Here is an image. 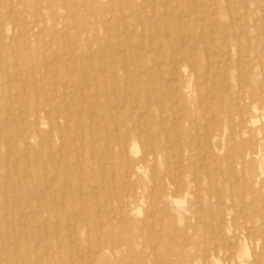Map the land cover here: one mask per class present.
Masks as SVG:
<instances>
[{
  "label": "rangeland",
  "instance_id": "rangeland-1",
  "mask_svg": "<svg viewBox=\"0 0 264 264\" xmlns=\"http://www.w3.org/2000/svg\"><path fill=\"white\" fill-rule=\"evenodd\" d=\"M263 82L264 0H0V206L10 213L0 253L20 264H264ZM147 116L159 128L141 127ZM93 121V137L60 157L88 160L90 175L83 206L66 208L78 230L67 237L65 213L38 186L42 145ZM127 131L130 160L119 152ZM250 140L257 155L239 158ZM151 145L160 155L129 176ZM34 226L46 235H23Z\"/></svg>",
  "mask_w": 264,
  "mask_h": 264
},
{
  "label": "bare ground",
  "instance_id": "bare-ground-1",
  "mask_svg": "<svg viewBox=\"0 0 264 264\" xmlns=\"http://www.w3.org/2000/svg\"><path fill=\"white\" fill-rule=\"evenodd\" d=\"M247 2V1H246ZM194 3V2H193ZM195 4V3H194ZM80 6V5H79ZM170 10V9H169ZM213 14V13H212ZM184 15V14H183ZM211 15V14H210ZM214 15V14H213ZM194 16V15H193ZM176 17V16H175ZM204 19V18H203ZM108 21V20H107ZM187 22H188V20H187ZM186 22V23H187ZM255 22V21H254ZM230 23V22H229ZM181 24V23H180ZM255 24V23H254ZM74 28V27H73ZM212 28V27H211ZM182 29H184V28H182ZM133 30V29H132ZM166 32V31H165ZM208 32H210V31H208ZM247 33V32H246ZM150 34V33H149ZM166 35V34H165ZM181 35H183V34H181ZM259 35V34H258ZM130 36V35H129ZM136 36V35H135ZM184 36V35H183ZM183 36H182V38H183ZM43 37V36H42ZM127 37V36H126ZM150 38H151V36H150ZM249 39V38H248ZM152 42V41H151ZM150 42V43H151ZM180 42V41H179ZM182 42H183V40H182ZM181 43V42H180ZM183 44V43H182ZM217 44V43H216ZM181 45V44H180ZM256 45V44H255ZM44 46V45H43ZM263 46V45H262ZM137 47V46H136ZM238 48V47H237ZM141 49V48H140ZM149 49H150V47H149ZM16 50V49H15ZM55 50V49H54ZM157 53V52H156ZM57 54V53H56ZM126 55V54H125ZM257 55V54H256ZM13 57V56H12ZM54 58V57H53ZM16 59V58H15ZM181 59V58H180ZM207 59V58H206ZM229 60V59H228ZM16 61V60H15ZM109 61V60H108ZM159 63V62H158ZM172 63H174L173 62V60H172ZM46 65V64H45ZM105 66V65H104ZM175 66V65H174ZM262 66V65H261ZM68 68V67H67ZM148 68V67H147ZM147 68H145V71H146V69ZM127 69V68H126ZM66 71H68L67 69H66ZM141 71V70H140ZM115 74V73H114ZM43 75H44V73H43ZM69 75V74H68ZM41 76V75H40ZM162 76V75H161ZM83 77V76H82ZM94 77V76H93ZM40 78V77H39ZM125 78V77H124ZM131 78V77H130ZM129 78V79H130ZM43 79V78H42ZM159 79H160V77H159ZM169 79V78H168ZM207 79V78H206ZM126 80V79H125ZM36 81V80H35ZM87 81V80H86ZM88 82V81H87ZM36 83V82H35ZM264 83V82H263ZM64 84V83H63ZM88 85V84H87ZM69 86H71V85H69ZM261 86V85H260ZM148 87V86H147ZM160 87V86H159ZM190 88V87H189ZM54 89V88H53ZM34 92V91H33ZM37 92V91H36ZM81 92V91H80ZM38 94V93H37ZM138 94V93H137ZM260 94V93H259ZM32 95V94H31ZM74 95V94H73ZM147 96V95H146ZM70 97V96H69ZM124 97V96H123ZM75 98V97H74ZM129 98V97H128ZM53 99V98H52ZM163 99V98H162ZM211 99H213V98H211ZM147 100V99H146ZM49 102V101H48ZM156 102V101H155ZM154 102V103H155ZM44 103H45V101H44ZM147 104H148V102H147ZM69 107V106H68ZM112 107H113V105H112ZM115 107V106H114ZM121 107V106H120ZM144 107H146V106H144ZM82 108V107H81ZM254 109H255V107H253ZM86 109V108H85ZM92 109V108H91ZM108 109H110V108H108ZM150 109V108H149ZM50 110V109H49ZM77 110V109H76ZM172 110V109H171ZM257 110V109H256ZM93 111V110H92ZM121 111V110H120ZM91 112V111H90ZM257 113V112H256ZM94 114V113H93ZM92 114V115H93ZM102 114H103V112H102ZM111 114V113H110ZM109 114V116L110 117H114L112 114L110 115ZM204 114V113H203ZM212 116H213V114H211ZM138 116H141V115H138ZM143 116V115H142ZM141 116V117H142ZM91 117V116H90ZM174 117V116H173ZM182 117V116H181ZM213 117H215V116H213ZM262 117V116H261ZM77 118V117H76ZM102 118V116H100V119ZM212 118V117H211ZM263 118H264V116H263ZM111 119V118H110ZM195 119V118H194ZM252 119V118H251ZM68 120V119H67ZM69 120H70V118H69ZM78 120V119H77ZM259 120V119H258ZM80 122H82V121H80ZM98 122V121H97ZM97 122H91V123H87L86 125H83V126H85V129L83 128V129H80V128H78V123H77V127L75 128V129H77L78 131H77V133L76 134H73V135H69L68 137L66 136H64L63 135V137L62 138H60V139H58V142L56 143V148H53V144H52V142H53V138H51V137H46L45 138V140H44V144L42 145V151H43V155L44 156H46V159H44V163H43V165H42V173H41V180H40V182H39V184H38V186L40 185V187H41V193L43 194V196H44V198H45V200L47 201V203L48 202H50L51 204H53V205H57V206H61V209H62V211L65 213V215L66 216H64V220H63V225L64 226H66L67 224H66V221H67V223L70 225H68L69 227H68V229L70 230V232H68L67 234H66V236L67 237H69L71 234H74L75 232H77L78 230L76 229L77 228V220H68V219H70V218H72L71 217V212L69 211H67L66 210V208H69V209H72V214H73V212H75V208L76 207H78L79 205V203H80V206H83L82 205V202L80 201V198H81V195L83 194V192H84V190L87 188V189H89V186H90V181H86L85 179L86 178H89L90 177V175L88 174L87 175V172H86V170H87V168H88V160L87 161H85V159H83V158H80V157H78V155H77V157H75L74 158V160L73 161H69L68 163H63L62 162V159L60 158L62 155H63V158L64 159H71L69 156H70V152H67V151H64V146L67 144V143H70L71 145H76V143L81 139L82 140V138H83V136L85 135V132L87 133V135H88V133L91 135V138L93 137V134H94V130L93 129H91V128H94V127H96V126H98L99 125V123H97ZM253 122V121H252ZM256 123V122H255ZM59 124V123H58ZM116 124V123H115ZM122 126V125H121ZM140 126L142 127V126H145V127H151V128H153V126H156V127H158L159 128V126H158V124L157 123H155L154 121H152L151 119H150V117H144V119H143V122H141L140 123ZM86 127H88V128H86ZM90 128V129H89ZM176 128H178V127H176ZM88 129V130H87ZM116 129V128H115ZM118 129V128H117ZM117 129H116V131H117ZM120 129V128H119ZM127 130H128V128H126ZM150 129V128H149ZM64 130V129H63ZM82 130V131H81ZM97 130H98V128H97ZM96 131V130H95ZM21 132H24V130L23 131H21ZM154 133H158L157 132V130H156V132L155 131H153ZM198 132V131H197ZM188 133L190 134V130H188ZM117 134V133H116ZM90 135L88 136V139H90ZM139 135L140 136H146V138L149 136V137H151V142L152 141H154V139H153V137H154V135H153V133L152 132H148V134H147V132L145 133L143 130L139 133ZM12 136V135H11ZM209 136V135H208ZM6 137V136H5ZM4 137V138H5ZM28 138V137H27ZM59 138V137H58ZM6 139V138H5ZM11 139H12V137H11ZM17 139V138H16ZM2 140H4L3 139V137H0V142L2 141ZM120 140V142H121V147H120V150H119V152H120V154L121 155H125V156H127V159H129L130 160V156H132L133 154H136V152L138 151L137 149H136V141L133 139H131V136H129V134H128V131L125 133V137H123L122 139H119ZM9 141V140H8ZM12 141H13V139H12ZM146 141V140H145ZM24 142V144L25 145H27L28 144V142L27 141H23ZM15 143V142H14ZM83 146H87V145H90V141L88 142L87 140H84L83 142ZM89 143V144H88ZM106 143V142H105ZM109 143V142H108ZM107 143V144H108ZM187 143V142H186ZM92 144V143H91ZM153 144V143H152ZM24 145V146H25ZM7 146H9L11 149H10V151H17L16 150V148H14L13 149V146H11V145H9L8 144V142H7ZM15 147V146H14ZM182 147V146H181ZM200 147V146H199ZM209 147H210V145H209ZM74 148V147H73ZM72 148V149H73ZM83 148V147H82ZM182 148H184V147H182ZM7 149V148H6ZM5 149V150H6ZM186 149V150H185ZM185 149H183V150H180V151H178V154L175 152V154H177V156L179 157V158H181V159H185V156L187 155H185V151H187V147H185ZM208 149V148H207ZM59 150H61V153L58 155L57 154V151H59ZM90 151L92 150V149H89ZM102 150V149H101ZM100 150V151H101ZM106 150V149H105ZM71 152H73V150H71ZM77 152V151H76ZM92 152V151H91ZM116 152V151H115ZM7 154H8V150H7V152H6ZM19 154V156H22V153L19 151L18 152ZM27 154H28V152H27ZM43 155H40L41 157L43 156ZM160 155V152H159V149H157L154 145H151L150 147H148L147 149H144V148H140V155L139 156H137V157H135V163L132 161L131 162V169H130V171H128V175L129 176H133V175H135L136 176V174H137V171L141 168V172L145 169L144 167H145V163H146V161L148 160V159H153L154 157H158ZM204 155L206 156V154L204 153ZM238 157L239 158H242V157H244V156H247V155H249V156H252V155H257L256 153H255V150H254V144H253V142H252V140H250V142H248L247 144H246V146H244L243 148H241L239 151H238ZM25 156V155H24ZM28 156V155H27ZM204 156V157H205ZM8 157V156H7ZM6 157V158H7ZM14 157V156H13ZM28 158V157H27ZM93 158V157H92ZM207 158V157H206ZM15 160H16V158H14ZM42 160V159H41ZM105 160H108V159H105ZM18 161H20V159L18 160ZM28 161V160H27ZM177 161V160H176ZM195 161V160H194ZM201 161V160H200ZM231 161V160H230ZM17 162V161H16ZM233 162V161H232ZM104 163V162H103ZM121 163V162H120ZM18 164H20V163H18ZM42 164V163H41ZM102 165V164H101ZM153 165H154V163H153ZM99 166V165H98ZM121 166V165H120ZM108 167V166H107ZM150 167V166H149ZM18 168V167H17ZM260 169V168H259ZM261 171V170H260ZM7 172V171H6ZM114 172V171H113ZM127 172V171H126ZM14 173V172H13ZM16 173V172H15ZM31 173V172H30ZM70 173H72V176L70 177V179H63L64 177H66V178H68L69 177V174ZM7 175V174H6ZM16 175V174H15ZM243 175V174H242ZM5 176V175H4ZM103 176V175H102ZM167 177V179H164V181H166L167 180V182L168 183H173L174 184V182L173 181H171V180H169V176H168V174L167 173H165V175H164V177ZM90 179V178H89ZM19 180V179H18ZM236 180V179H235ZM58 182V186L57 187H55L54 188V182ZM60 181V182H59ZM18 182H20V181H18ZM32 182V181H31ZM5 183V182H4ZM179 183V182H178ZM19 185H20V183H19ZM161 187H163V186H160V183H158L157 181H154L153 182V185H152V188H153V192L155 193L156 191H160L158 194H157V201H161L162 202V204L163 205H166V203L168 202V197H170L168 194H166V192H163V191H161L160 190V188ZM145 188V187H144ZM144 188H142L141 189V192H140V198L142 199V198H144V197H147V195H149V194H147V192H145V190H144ZM24 189V188H23ZM109 189V188H108ZM21 190V189H20ZM152 190V189H151ZM231 190V189H230ZM88 193V192H87ZM186 193V192H185ZM188 193V192H187ZM55 194V195H54ZM28 195H29V193H28ZM127 195V194H126ZM131 195H132V193H131ZM155 195V194H154ZM155 197H156V195H155ZM263 197V196H262ZM36 199V198H35ZM175 199V198H174ZM178 199V198H177ZM185 199V198H184ZM183 199V200H184ZM37 200V199H36ZM178 200H180V199H178ZM26 201V200H25ZM174 201V200H173ZM182 201V200H181ZM13 202V201H12ZM84 202V201H83ZM183 203L185 202V200L184 201H182ZM202 202V201H201ZM205 202V201H204ZM6 203L8 204V202L6 201ZM14 204H16L15 202H14ZM40 204V203H39ZM99 204V203H98ZM171 204V203H170ZM185 204V203H184ZM123 206V205H122ZM232 206V205H231ZM249 206V205H248ZM142 207V206H141ZM74 208V209H73ZM137 208H140V207H137ZM1 209H2V206H0V222H3L4 220H5V218H7V215H9L10 213L9 212H6L5 210L4 211H2L1 212ZM32 210V209H31ZM79 210L80 209H77V212H79ZM240 210H242V208L240 209ZM29 212V211H28ZM37 212H38V210H37ZM41 212V211H40ZM88 212H89V210H88ZM139 212V211H138ZM213 214V213H212ZM112 215V214H111ZM114 215V214H113ZM73 217H74V215H72ZM96 216H98V215H96ZM105 217V216H104ZM24 218V217H23ZM112 218H113V216H112ZM12 219V218H11ZM45 219H46V217H45ZM96 219H97V224H99L97 227H101V226H103L104 224H105V222L104 221H102V219H103V217H102V219L101 218H97L96 217ZM101 219V220H100ZM13 220V219H12ZM43 220V219H42ZM192 220H193V218H192ZM85 221V220H84ZM12 222V221H11ZM19 222H20V219H19ZM143 222V221H142ZM44 223V222H43ZM39 224V223H38ZM56 225L58 224V223H55ZM12 225H13V222H12ZM86 225V224H85ZM20 226V225H19ZM44 226H46V225H44ZM144 226V225H143ZM152 226V225H151ZM35 228H34V231H33V233H27V232H25V233H23V235H26L27 237H32L33 235H36V234H39L40 233V236L41 235H46V229L48 228H46L44 231H41L40 230V232L38 231L39 230V228H40V226H34ZM14 228V227H13ZM141 228H143V227H141ZM221 229V228H220ZM14 230V229H13ZM219 231V230H218ZM20 232V231H19ZM184 234V233H183ZM182 234V235H183ZM20 235V234H19ZM57 235V234H56ZM57 237V236H56ZM174 237V236H173ZM244 237V236H243ZM153 238V237H152ZM9 239V238H8ZM15 239V238H14ZM16 239H18V238H16ZM38 239V238H37ZM245 239V238H244ZM40 240H41V238H40ZM4 241V240H3ZM15 241V240H14ZM58 241V240H57ZM243 242H244V245H245V241L243 240ZM154 243V242H153ZM156 243V242H155ZM57 244V243H56ZM58 244H60L59 242H58ZM57 244V245H58ZM10 245V244H9ZM14 245H16V244H14ZM49 245V244H48ZM72 245V244H71ZM258 245V244H257ZM2 246V245H1ZM58 246H61V245H58ZM173 246H174V244H173ZM246 246V245H245ZM50 247H51V245H50ZM49 247V248H50ZM216 247V246H215ZM15 248V247H14ZM20 248V247H19ZM151 248V247H150ZM171 248V247H170ZM77 249V248H76ZM15 250V249H14ZM249 250V249H248ZM16 251V250H15ZM150 251V250H149ZM13 253V252H12ZM167 253V252H166ZM230 255V254H229ZM11 257H10V255L8 254V253H6V254H4V253H0V264H3V261L4 260H6V259H10ZM161 258V257H160ZM12 260H10L11 261V264H20V262L16 259V260H14V258H11ZM146 259V258H145ZM144 259V260H145ZM94 261V260H93ZM160 261H161V259H160ZM260 261V260H259ZM90 262H92V260L90 261ZM156 262V261H155ZM217 262V261H216ZM5 263V262H4ZM172 264H187V260H185L184 262H182V263H179V262H171ZM197 262H195V264H196ZM237 263V262H236ZM26 264H28V263H26ZM34 264V263H33ZM159 264V263H158ZM198 264V263H197Z\"/></svg>",
  "mask_w": 264,
  "mask_h": 264
}]
</instances>
